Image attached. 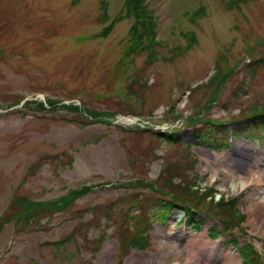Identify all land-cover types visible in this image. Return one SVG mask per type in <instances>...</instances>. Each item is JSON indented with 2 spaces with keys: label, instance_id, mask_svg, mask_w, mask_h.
Wrapping results in <instances>:
<instances>
[{
  "label": "rangeland",
  "instance_id": "374dc122",
  "mask_svg": "<svg viewBox=\"0 0 264 264\" xmlns=\"http://www.w3.org/2000/svg\"><path fill=\"white\" fill-rule=\"evenodd\" d=\"M130 5L0 0V264H264V185L225 189L238 152L264 168V0H145L139 43Z\"/></svg>",
  "mask_w": 264,
  "mask_h": 264
},
{
  "label": "trees",
  "instance_id": "16d2710c",
  "mask_svg": "<svg viewBox=\"0 0 264 264\" xmlns=\"http://www.w3.org/2000/svg\"><path fill=\"white\" fill-rule=\"evenodd\" d=\"M130 9H131V11L133 13V17L135 19L133 28L131 30V36H132L131 40H132V43H139L141 41H144L145 38H147L149 36V34L147 32L151 31V29L153 28L152 26H155V21H152L149 18L150 15L148 14V12L146 10L145 0H132V5H130ZM137 27H142L144 29L146 35L140 34L139 32H144V31L140 29L138 32ZM64 106L79 109V106L76 104H68V105L65 104ZM84 110L86 111V108H84ZM248 119H250V117ZM257 125H258V127H256L257 129H255L254 126H252L250 129L252 132V135L255 137H259L261 135L263 129H264V115H262V117H261V119ZM221 126H225V124H223ZM223 128H225L226 135L229 134L226 127H223ZM156 134L161 135L167 141L174 142L176 140H179L178 135H175V134L170 135L169 133H164L162 131L156 132ZM226 139H227V137H225V140ZM212 141L214 143L217 142L213 139H212ZM185 189L186 188H184V194H182V195L173 193V196L170 197L169 199L163 198V197L157 199L158 201L156 203L151 204V206L148 209V212L150 210H152L153 208H157V210L159 212L158 215H160L162 217V216H167L168 214L172 213L173 211H175L177 209L181 210V211H193L195 208V205L197 203L190 204L188 202L189 200H194V199H193L192 193L191 192L189 193V191L185 190ZM64 201L66 203L68 201V199L66 200V198H65ZM162 201H165V202H162ZM28 209H32V208H28ZM33 214L34 215L28 216L27 220H30L31 218L34 219L36 217V213H33ZM229 214H227L226 210H224L223 208L221 209L220 214L218 213V217L225 224L223 226L224 228H228V224L232 222L231 221L232 217H230ZM19 216H22V215H19ZM150 216H153L152 213L150 214ZM194 220H195V216L192 215L191 221L193 223H195ZM136 229L139 230L140 225L135 226L133 228V230H136ZM212 235H215V234L212 233ZM235 246H237V248H238L237 250H239V253H240L242 260H243L242 261L243 264H263L258 251L255 250L254 246L252 245V243L250 241L243 242L242 244L239 242V243H236Z\"/></svg>",
  "mask_w": 264,
  "mask_h": 264
},
{
  "label": "bare ground",
  "instance_id": "6f19581e",
  "mask_svg": "<svg viewBox=\"0 0 264 264\" xmlns=\"http://www.w3.org/2000/svg\"><path fill=\"white\" fill-rule=\"evenodd\" d=\"M239 150L236 148L234 151ZM232 151V153H235ZM240 154H237V157L232 160V164H227L229 168H231V175L233 177H239V179H234L231 181V183L225 187L226 190H229L231 192H239L241 190L246 189L249 185L253 184L254 178L257 179V182L259 185H264V168H257L252 165H257V161L253 160V158H249L247 154L244 152H238ZM264 153V152H263ZM260 157H263L264 154H259ZM263 165L264 166V158ZM240 175V176H239ZM224 189V190H225ZM262 197L259 199L261 203L264 204V191L262 193ZM257 219V217H255ZM259 224V221L256 222ZM264 223V222H263ZM210 232V231H209ZM234 248L237 250V246L233 245ZM219 249L218 245H215V247H212L210 252H206L204 250H201L195 255L196 262L194 264H220L219 262H216L213 258H211V255L215 253V251ZM178 264V263H176ZM184 264V263H180Z\"/></svg>",
  "mask_w": 264,
  "mask_h": 264
}]
</instances>
